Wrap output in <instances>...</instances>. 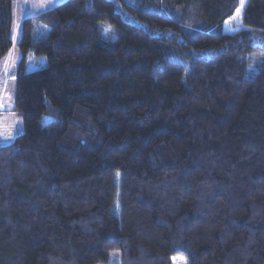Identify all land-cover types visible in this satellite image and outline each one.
<instances>
[{"label":"trees","instance_id":"1","mask_svg":"<svg viewBox=\"0 0 264 264\" xmlns=\"http://www.w3.org/2000/svg\"><path fill=\"white\" fill-rule=\"evenodd\" d=\"M240 1L65 0L22 21L0 264H264V0L224 33ZM29 53L46 65L26 72Z\"/></svg>","mask_w":264,"mask_h":264},{"label":"rangeland","instance_id":"2","mask_svg":"<svg viewBox=\"0 0 264 264\" xmlns=\"http://www.w3.org/2000/svg\"><path fill=\"white\" fill-rule=\"evenodd\" d=\"M64 1L65 0H13L14 19L11 37L14 46L7 57L2 60V70H0V143L4 144L10 142L14 137V134L22 129L21 120L13 112L12 99L15 88L13 70L19 60V52L16 48V44L20 37L21 23L25 18L37 16ZM241 2L242 0L240 1L238 9H241ZM244 3L245 1L243 0V5ZM243 8L241 9V15L239 18L236 17V10L234 15L223 23L222 30L224 33L232 34L243 29ZM42 30L47 32L46 29H42L40 26L34 28V42L38 41ZM258 61V57H254L252 60L253 63H257ZM45 65L46 63L44 59H35L32 54L29 53L26 58L25 71L29 72L37 70ZM109 264H118V261L114 259ZM172 264H186V261L182 258L176 257L172 259Z\"/></svg>","mask_w":264,"mask_h":264},{"label":"snow or ice","instance_id":"3","mask_svg":"<svg viewBox=\"0 0 264 264\" xmlns=\"http://www.w3.org/2000/svg\"><path fill=\"white\" fill-rule=\"evenodd\" d=\"M243 0H242V2H241V9L243 8ZM241 9H237V13H236V17L237 18H239L240 17V15H241Z\"/></svg>","mask_w":264,"mask_h":264},{"label":"crops","instance_id":"4","mask_svg":"<svg viewBox=\"0 0 264 264\" xmlns=\"http://www.w3.org/2000/svg\"><path fill=\"white\" fill-rule=\"evenodd\" d=\"M13 19H14V9L12 11ZM0 70H2V64L0 63Z\"/></svg>","mask_w":264,"mask_h":264}]
</instances>
